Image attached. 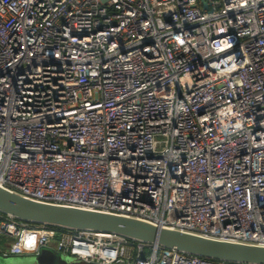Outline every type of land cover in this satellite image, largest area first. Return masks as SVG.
Wrapping results in <instances>:
<instances>
[{
	"label": "built area",
	"instance_id": "1",
	"mask_svg": "<svg viewBox=\"0 0 264 264\" xmlns=\"http://www.w3.org/2000/svg\"><path fill=\"white\" fill-rule=\"evenodd\" d=\"M0 186L264 245V0H0ZM0 243L229 264L1 213Z\"/></svg>",
	"mask_w": 264,
	"mask_h": 264
},
{
	"label": "water",
	"instance_id": "2",
	"mask_svg": "<svg viewBox=\"0 0 264 264\" xmlns=\"http://www.w3.org/2000/svg\"><path fill=\"white\" fill-rule=\"evenodd\" d=\"M0 213L34 225L115 234L134 242L175 249L212 261L264 264V245L210 239L111 212L36 201L1 186ZM42 254L50 253L40 251L35 256Z\"/></svg>",
	"mask_w": 264,
	"mask_h": 264
},
{
	"label": "rangeland",
	"instance_id": "3",
	"mask_svg": "<svg viewBox=\"0 0 264 264\" xmlns=\"http://www.w3.org/2000/svg\"><path fill=\"white\" fill-rule=\"evenodd\" d=\"M43 251H48L50 254H42L40 257H36L35 255H3V253L7 252V249L4 244H0V264H52L54 262H57V264H71L73 261L76 262L75 264H85L83 261L76 260L75 258L68 255L57 254L51 250ZM56 256L57 260L55 259Z\"/></svg>",
	"mask_w": 264,
	"mask_h": 264
},
{
	"label": "crops",
	"instance_id": "4",
	"mask_svg": "<svg viewBox=\"0 0 264 264\" xmlns=\"http://www.w3.org/2000/svg\"><path fill=\"white\" fill-rule=\"evenodd\" d=\"M43 250H51V251H52V249H51V248L42 249L41 251H43Z\"/></svg>",
	"mask_w": 264,
	"mask_h": 264
},
{
	"label": "trees",
	"instance_id": "5",
	"mask_svg": "<svg viewBox=\"0 0 264 264\" xmlns=\"http://www.w3.org/2000/svg\"><path fill=\"white\" fill-rule=\"evenodd\" d=\"M1 244V243H0Z\"/></svg>",
	"mask_w": 264,
	"mask_h": 264
}]
</instances>
